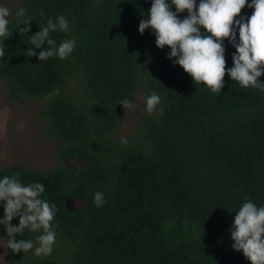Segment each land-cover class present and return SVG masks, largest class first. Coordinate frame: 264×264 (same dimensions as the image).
<instances>
[{
  "label": "trees",
  "instance_id": "1",
  "mask_svg": "<svg viewBox=\"0 0 264 264\" xmlns=\"http://www.w3.org/2000/svg\"><path fill=\"white\" fill-rule=\"evenodd\" d=\"M150 6L151 0H19L13 8L26 9L30 31L20 34L9 17L13 32L4 41L0 79L11 100L46 98L39 113L59 148L48 170L0 167V176L43 183V195L57 206L51 254L7 248V264H251L231 247L229 228L246 198L264 204V90L242 89L227 72L219 92L194 82L167 58L169 46L157 47L151 28L138 31ZM252 11L246 4L238 15ZM58 14L70 31L51 36L57 44L76 36L73 52L40 61L25 55L33 46L29 34ZM225 46L227 68L235 49L227 38ZM138 87L144 97L156 91L160 104L132 134L116 137L117 103L133 101ZM70 158L83 164L68 166ZM95 191L105 194L102 206L93 203ZM77 196L81 207L70 205ZM36 235L25 230L16 238Z\"/></svg>",
  "mask_w": 264,
  "mask_h": 264
},
{
  "label": "clouds",
  "instance_id": "2",
  "mask_svg": "<svg viewBox=\"0 0 264 264\" xmlns=\"http://www.w3.org/2000/svg\"><path fill=\"white\" fill-rule=\"evenodd\" d=\"M246 4L253 9L251 15H238ZM184 10L187 15L181 18L178 13ZM10 16L16 18L17 32L28 34L30 31L31 18L26 15V9L20 7L13 11L0 0V57L5 56L4 41L13 32L9 27ZM146 28L153 30L157 47L169 46L167 58L174 57V64L210 91H221L225 72L242 89L251 86L264 90V81L258 80L264 74V0H151L149 13L140 20L138 31L142 34ZM57 30L70 31L65 14L49 16L38 31L29 34L33 46L25 49V55L37 56L39 61L53 56L67 58L76 46L77 37H66L57 44L51 36ZM225 38L235 49L231 53L232 65L227 68ZM160 99L156 91L149 90L145 95L146 111L156 110ZM119 103L124 109L134 107L126 97ZM44 192L43 183H24L19 173L0 176V206L3 207L0 225L6 232L0 238L6 237V246L13 253L51 254L56 240L53 220L57 206L45 198ZM104 195L102 191L93 193L95 206L106 202ZM14 217H18V224L12 223ZM25 230L37 233L35 239L16 238V234L23 235ZM229 232L234 250L242 251L251 264H264V204L257 205L246 198L236 210Z\"/></svg>",
  "mask_w": 264,
  "mask_h": 264
},
{
  "label": "rangeland",
  "instance_id": "3",
  "mask_svg": "<svg viewBox=\"0 0 264 264\" xmlns=\"http://www.w3.org/2000/svg\"><path fill=\"white\" fill-rule=\"evenodd\" d=\"M3 2L12 9L19 5V0ZM3 85L0 79V167L17 163L37 171L52 168L57 163L59 142L45 135L47 124L39 111L46 98H28L25 103L11 100L6 96ZM132 102L134 107L130 110L117 103L118 123L114 131L116 137L132 134L139 120L148 114L141 87L136 89ZM75 163L83 164L77 159L66 160L68 166ZM83 203V198L77 196L70 205L81 207ZM9 258L6 240L0 238V264H7Z\"/></svg>",
  "mask_w": 264,
  "mask_h": 264
}]
</instances>
